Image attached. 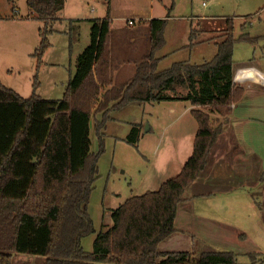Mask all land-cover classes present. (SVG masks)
Segmentation results:
<instances>
[{
  "label": "trees",
  "instance_id": "16d2710c",
  "mask_svg": "<svg viewBox=\"0 0 264 264\" xmlns=\"http://www.w3.org/2000/svg\"><path fill=\"white\" fill-rule=\"evenodd\" d=\"M105 1L106 17L89 20V44L77 56L61 99L38 96L36 75L27 98L0 83V264H13L14 254L42 256L43 264H237L233 252H161L158 246L176 232L182 195L205 168L230 106L242 92L232 84L233 48L250 37L236 38L233 20L226 19L229 26L211 60L158 69L155 53L164 45L166 19L144 21L149 52L129 81L113 84L110 0ZM65 2L26 0L32 18L42 23L32 54L37 68ZM18 15L17 0H0V21ZM78 28L79 21L69 22L70 43ZM177 87L188 90L184 99L194 106L198 125L191 156L157 190L123 201L112 213L111 228L97 235L92 252H85L81 240L93 233L88 205L102 144L99 139V151H91V119L102 113L97 133L109 111L172 99L163 91Z\"/></svg>",
  "mask_w": 264,
  "mask_h": 264
},
{
  "label": "crops",
  "instance_id": "0c3cea01",
  "mask_svg": "<svg viewBox=\"0 0 264 264\" xmlns=\"http://www.w3.org/2000/svg\"><path fill=\"white\" fill-rule=\"evenodd\" d=\"M76 2L66 0L63 9L57 14L58 22L61 23V15L67 21H79L80 27L82 22L92 20L84 14V5H89L91 0H79L81 7L78 10L76 5L70 7V4ZM156 2L158 0H110L111 29L114 21H122L121 26L119 25L120 28L122 30L129 29L132 32L130 41L127 42L132 45L137 41L142 42L144 47L147 46L146 53L148 54L149 33L148 26L144 21L166 19L163 31L164 45L155 53V56L160 60L158 69L168 68L177 62L199 64L208 61L215 55L217 44L224 39L221 36L224 28H220L219 25L224 24V17L217 18L216 15L187 16L186 18L181 17L183 19H175L168 14L158 16ZM262 9L264 6L256 13ZM104 11L106 15V8ZM129 19L133 20L132 25L127 24ZM227 19L233 20V17ZM25 20H27L26 23H30L34 19L29 15ZM177 20H179L178 24L173 26L172 22ZM20 21L18 18L0 21V51L4 54V64L7 74L11 78L0 76V83L21 97L27 98L32 94V77L34 79L35 75L38 78L37 94L41 87L42 89L45 87L41 80V72H45L44 59L50 49L45 52L39 68L36 67L34 57L33 68H29L24 55L27 49V46L25 49V43L30 38L33 43L32 29H28ZM179 22L185 23L181 27ZM258 22L259 26H262L261 23L264 25V20L259 18ZM225 24H227L226 21ZM254 25L255 23L247 22V20L239 25V31L235 36L246 34L251 41H240V47L233 48L231 78L234 71L242 67L253 68L256 72L264 74V61H261L264 58V27H254L253 29ZM250 26L251 28H249ZM170 27L173 28L169 30ZM40 28H36L38 43ZM165 34L167 35L165 36ZM110 51L113 84L129 81L134 74L138 59L132 58V54H130L126 59L114 64L112 45H110ZM121 51L124 57L128 55V50L122 48ZM136 54L137 52L134 53V55ZM146 55L142 54V57L144 58ZM0 64L2 66V63ZM131 67L133 69L129 74ZM115 73L117 78H115ZM66 85L63 91H65ZM234 85L241 87L242 92L237 101L230 106V113L225 118L222 131L209 152L205 168L198 179L190 184L182 195L174 222L176 229L174 234L180 231V234L185 238L184 242L189 252L197 254L219 251L217 249L222 248L216 245L224 244L229 235L233 239L236 234L238 244L235 245L237 247L235 253L245 255L252 261H257L258 264H264V83L252 80L243 85ZM178 88H175V92L164 90L163 94L171 97L173 93L178 94ZM180 89L186 90L183 87ZM169 104H173L168 107L169 120L174 115L176 116L160 130L156 142L159 147L158 150L157 147L155 148L154 154L158 156L160 151L161 153L153 160V163L156 164L155 175L146 177L147 184L153 185L154 183V188L148 191L157 190L163 182L177 176L193 151L194 138L198 129L197 122L191 114L194 106L188 100L186 102L174 101ZM172 128L173 130L168 133ZM148 131L150 132L151 128H148ZM229 202L238 203V206L233 207L240 214L238 218L207 216L211 210L231 212ZM180 206L181 209H179ZM182 208L184 210L179 217V211ZM244 208L255 212L243 214ZM177 221L180 222L182 228H177ZM170 237L162 241L158 249ZM256 241L258 243H255ZM246 243H248L246 248H239ZM197 244H200L201 248H198ZM258 258L260 259L258 260ZM32 260L34 259H28L27 264H32Z\"/></svg>",
  "mask_w": 264,
  "mask_h": 264
},
{
  "label": "rangeland",
  "instance_id": "374dc122",
  "mask_svg": "<svg viewBox=\"0 0 264 264\" xmlns=\"http://www.w3.org/2000/svg\"><path fill=\"white\" fill-rule=\"evenodd\" d=\"M73 1L77 2L75 4H70V7L76 5L78 10L81 7L79 0ZM203 1L204 0H158V2H156V10L158 16L168 14L175 19H183L181 17L186 18L187 16L201 17L216 15L217 18L224 17V24H219L220 28H224L221 34L222 39L225 36V28L229 26V24H225V20L229 17H233L235 35H237L239 31V25L244 23L246 19L255 23V25L252 26L253 29L254 27H264L263 23H261L262 26L258 24L259 18L264 20V9L259 11V14L256 13L264 6V0H211L208 3L206 2V7L202 6ZM161 5L164 6L162 7ZM84 6V14L88 18L101 19L106 16L104 11L106 8L105 0H91L89 5ZM17 10L19 13L18 19L21 20L20 23L27 26L28 29H32L33 43L31 38L25 43V49L26 46L27 49L24 55L28 67L32 69L34 64L32 53L38 46L37 44H39L38 37L36 36V28H40L42 23L34 20L30 23H26L27 20L25 19L30 15L26 0H17ZM178 21L179 20L172 22V25L175 26L178 24ZM69 22L70 21H67L61 15V23L57 21L53 24L54 32L48 37L50 50L48 49L49 52L44 59L46 63L45 72H41V80L44 82L45 87L43 89L41 87L39 94H37L38 86L35 90V93L41 98L50 100H59L62 98L64 86L68 83L70 75L73 74L75 70L76 58L73 59V57L79 55L89 44V21L82 22L80 29L78 28L77 36L75 40H72V43H70L71 41L68 34ZM121 23L122 21H114L111 29L113 63L115 64L117 61L126 59L130 54H132V58H137V62H140L143 60L142 54H147V46L144 47L143 43L139 41L133 45L129 44L128 42L130 41L129 38L132 32L129 31V29L122 30L120 28ZM184 23L185 22H179V25L182 27ZM172 28L173 27H170L168 29L171 30ZM249 28H251V26ZM166 35L167 34H165V36ZM237 37L238 36H236V38ZM239 43L240 42H236L234 47H240L241 44ZM122 48L128 50V55L126 57L122 54ZM135 52H137L136 55H134ZM261 61H264V58H262ZM4 62V54L0 51V63H2V66L0 64V76L11 79L7 74ZM132 69L133 67H131L129 74H131ZM115 78H117L116 73ZM180 88L182 87L178 88V94H171L172 99L151 103L134 102L122 109L109 111L108 114L105 115V120L101 124L100 131L97 133L95 131V125L101 119L103 120L102 113H98L91 119V151L95 154L99 151V139H101L102 144L101 153L97 160V178L93 184V190L90 194L88 205L89 215L93 225V233L83 237L81 240V247L85 252H92L93 242L97 235L101 231H106L111 228L113 224L112 213L123 201L131 196H139L148 190H152L151 188H154V183L153 185L147 184L146 177L148 175H155L156 164L153 163V160L159 157L161 153L160 151L158 156L154 154L155 148L157 147L158 150L159 147L156 142L158 141L160 130L176 116L174 115L169 120L168 107L173 105L169 103H173L174 101H187V99L183 98L186 96L187 91L185 90V92ZM215 115L214 117L217 116ZM146 127L151 128V131H146ZM172 130L173 128L170 129L168 133ZM151 181L153 182L154 180ZM228 204L231 206V212L227 213V211L211 210V213L207 216L238 218L240 214H238L237 210L233 209V207L238 206V203L229 202ZM204 207L205 204L203 208ZM179 209H181V206ZM183 210L182 208V210L179 211V217L182 215ZM240 212L242 213V211ZM246 212H251L253 214L255 211H248L244 208L243 214ZM184 222L186 223L187 221ZM176 226L177 228H182L180 227L179 221H177ZM177 232L178 233L172 235L164 245L159 247V251L189 252L184 242V236L180 234V231ZM228 237L229 238L224 241V244L218 243V245H216L222 248L217 250L235 253V250H237L235 245L238 244L236 242L237 235L235 234L233 239H231V235ZM255 243L258 242L256 241ZM247 245L248 243L239 248H246ZM197 246L201 248L200 244H197ZM28 259H34L32 260V264H43L45 261V258L42 256L14 254L13 264H27ZM259 259L260 258H258V260ZM256 262L257 261H252V259L245 255L239 254L237 256V264H258Z\"/></svg>",
  "mask_w": 264,
  "mask_h": 264
},
{
  "label": "built area",
  "instance_id": "2783aa9c",
  "mask_svg": "<svg viewBox=\"0 0 264 264\" xmlns=\"http://www.w3.org/2000/svg\"><path fill=\"white\" fill-rule=\"evenodd\" d=\"M210 0H204L202 3V6H206V2H208ZM128 25H132L133 24V20L129 19L127 21ZM251 68H247V67H242V68H238L236 71H234L233 75H232V84H239V85H243L246 82L252 81L250 80V78L248 77L250 73H252L253 71H251ZM247 72H249V74H247ZM258 78L259 81H261L262 83H264V74L263 73H257L256 71L253 72Z\"/></svg>",
  "mask_w": 264,
  "mask_h": 264
},
{
  "label": "bare ground",
  "instance_id": "6f19581e",
  "mask_svg": "<svg viewBox=\"0 0 264 264\" xmlns=\"http://www.w3.org/2000/svg\"><path fill=\"white\" fill-rule=\"evenodd\" d=\"M252 70L251 71H253V72H255V70L253 69V68H251ZM250 73L249 74V72H247V74H249V78L251 79V80H255V81H259V78L254 74V73ZM258 73V72H257Z\"/></svg>",
  "mask_w": 264,
  "mask_h": 264
},
{
  "label": "water",
  "instance_id": "95a60500",
  "mask_svg": "<svg viewBox=\"0 0 264 264\" xmlns=\"http://www.w3.org/2000/svg\"><path fill=\"white\" fill-rule=\"evenodd\" d=\"M146 131L148 130V127H146V129H145Z\"/></svg>",
  "mask_w": 264,
  "mask_h": 264
}]
</instances>
